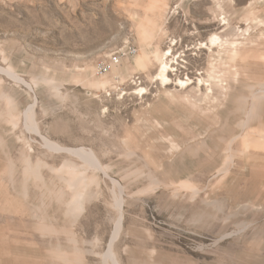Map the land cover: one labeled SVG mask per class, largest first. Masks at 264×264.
Instances as JSON below:
<instances>
[{
  "label": "rangeland",
  "instance_id": "rangeland-1",
  "mask_svg": "<svg viewBox=\"0 0 264 264\" xmlns=\"http://www.w3.org/2000/svg\"><path fill=\"white\" fill-rule=\"evenodd\" d=\"M0 264H264V0H0Z\"/></svg>",
  "mask_w": 264,
  "mask_h": 264
},
{
  "label": "built area",
  "instance_id": "built-area-1",
  "mask_svg": "<svg viewBox=\"0 0 264 264\" xmlns=\"http://www.w3.org/2000/svg\"><path fill=\"white\" fill-rule=\"evenodd\" d=\"M120 56L119 55H112L111 59H110V63H105L103 65L100 66V70L102 73H109L111 72L112 66L113 65H117L120 63Z\"/></svg>",
  "mask_w": 264,
  "mask_h": 264
},
{
  "label": "bare ground",
  "instance_id": "bare-ground-1",
  "mask_svg": "<svg viewBox=\"0 0 264 264\" xmlns=\"http://www.w3.org/2000/svg\"><path fill=\"white\" fill-rule=\"evenodd\" d=\"M167 65V64H166ZM166 73V72H165ZM161 78L163 79V80H166V79H168V76H166L165 74H161ZM181 83H183L184 81L183 80H179Z\"/></svg>",
  "mask_w": 264,
  "mask_h": 264
}]
</instances>
